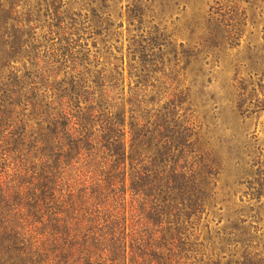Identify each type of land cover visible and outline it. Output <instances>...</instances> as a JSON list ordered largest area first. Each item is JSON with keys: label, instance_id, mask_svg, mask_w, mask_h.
<instances>
[{"label": "trees", "instance_id": "trees-1", "mask_svg": "<svg viewBox=\"0 0 264 264\" xmlns=\"http://www.w3.org/2000/svg\"><path fill=\"white\" fill-rule=\"evenodd\" d=\"M113 2L0 0V264H264V180L233 140L200 145L187 89L153 78L171 44L134 36L126 65L91 52ZM212 4L231 42L264 15V0Z\"/></svg>", "mask_w": 264, "mask_h": 264}, {"label": "rangeland", "instance_id": "rangeland-1", "mask_svg": "<svg viewBox=\"0 0 264 264\" xmlns=\"http://www.w3.org/2000/svg\"><path fill=\"white\" fill-rule=\"evenodd\" d=\"M212 1L114 0L107 3L111 6L114 26L101 37L89 40L88 44L91 52L98 51L103 59L123 57L126 65L134 36L149 33L151 37L169 42L171 45L159 51L164 54V65L157 66L163 72L155 73L153 78L158 79L167 92L174 77L183 90L187 89L183 95H187L188 100L180 113L199 126L196 132L200 145L210 143L208 138L212 136L233 140L244 154L246 173L252 177L258 173L255 178L264 180V15L256 17L253 23L247 21L239 28L236 40L227 41L212 20L209 12ZM132 4L136 6L137 17L134 18L129 17L125 8ZM217 32L223 38L218 37ZM93 41L97 44L95 49L91 47ZM252 48L256 54V72L242 65ZM155 52L160 55L157 49ZM195 58L202 61L197 64ZM241 80L246 94L238 115L231 113L230 108L236 101ZM225 181L220 179L217 187H223ZM236 190L235 202L246 189L241 186ZM260 201L264 203V191ZM217 222L218 216L208 219L211 229L223 225Z\"/></svg>", "mask_w": 264, "mask_h": 264}]
</instances>
